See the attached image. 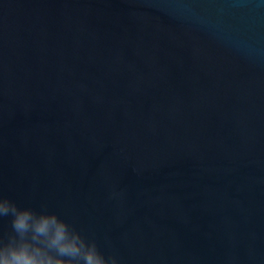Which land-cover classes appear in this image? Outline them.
Returning a JSON list of instances; mask_svg holds the SVG:
<instances>
[{"label": "water", "instance_id": "water-1", "mask_svg": "<svg viewBox=\"0 0 264 264\" xmlns=\"http://www.w3.org/2000/svg\"><path fill=\"white\" fill-rule=\"evenodd\" d=\"M0 195L120 264H264V0H0Z\"/></svg>", "mask_w": 264, "mask_h": 264}, {"label": "clouds", "instance_id": "clouds-1", "mask_svg": "<svg viewBox=\"0 0 264 264\" xmlns=\"http://www.w3.org/2000/svg\"><path fill=\"white\" fill-rule=\"evenodd\" d=\"M10 230L0 235V264H120L56 212L21 207L0 195V220Z\"/></svg>", "mask_w": 264, "mask_h": 264}]
</instances>
